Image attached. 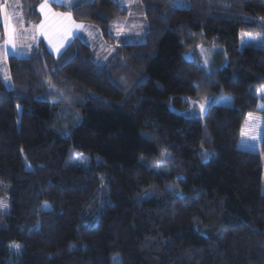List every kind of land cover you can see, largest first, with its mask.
I'll return each mask as SVG.
<instances>
[{
    "label": "trees",
    "instance_id": "16d2710c",
    "mask_svg": "<svg viewBox=\"0 0 264 264\" xmlns=\"http://www.w3.org/2000/svg\"><path fill=\"white\" fill-rule=\"evenodd\" d=\"M28 1L38 22L42 0ZM172 1L139 0L145 41L103 63L81 37L59 56L40 42L8 58L0 264H264V130L259 152L238 146L247 115L264 114V44L239 47L243 32L264 40V0ZM53 7L109 44L128 15L117 0ZM201 43L227 65L208 73L186 58ZM204 95L233 105L176 111Z\"/></svg>",
    "mask_w": 264,
    "mask_h": 264
},
{
    "label": "rangeland",
    "instance_id": "374dc122",
    "mask_svg": "<svg viewBox=\"0 0 264 264\" xmlns=\"http://www.w3.org/2000/svg\"><path fill=\"white\" fill-rule=\"evenodd\" d=\"M121 7L128 11L127 17L116 20L110 27V34L115 39V44L108 43L101 35L100 31L92 25L75 22L72 14L70 15L74 24L84 25V28H77L73 23L62 19L60 16L52 15L56 13L50 9L47 18L40 11V5L35 7L39 15V21L34 22V13L31 16V6L28 0H0V9L6 5V9L0 10V24L3 29L0 32V75L4 82L8 85L11 83V77L8 68V58L15 56L19 58H27L32 55L34 49L29 53L31 42L36 43V38L42 36L49 44L50 51L59 56L71 43L78 37L87 40L93 48V59L97 63H103L114 52L116 47L123 43H143L145 41V33L148 30L147 21L145 18L144 7L139 4V0H117ZM74 2V0H73ZM172 5L178 8H188L189 0H173ZM4 11L9 16V24L15 25V48L7 43V34L5 31ZM60 12V11H59ZM63 14V13H60ZM69 16V15H64ZM44 24L45 28L42 31L38 26ZM51 39V43L49 42ZM264 44L261 35H253L249 33H241L239 39V47H261ZM59 46V51L54 46ZM5 48L7 52L5 53ZM224 49L221 46L213 44H199L194 50H189L185 53L186 58L195 61L208 73H212L227 65V58L224 55ZM264 94V87L260 95ZM188 106L184 109L176 110L184 114L186 117L204 119L208 108L212 104L232 106L233 101L229 96H201L198 99L186 101ZM203 105V110H201ZM264 130V114L252 113L247 115L244 127L241 133V138L238 146L241 149L249 151H260L261 139ZM82 160V159H81ZM261 162L264 171V156L261 157ZM262 191L264 193V174Z\"/></svg>",
    "mask_w": 264,
    "mask_h": 264
},
{
    "label": "snow or ice",
    "instance_id": "6c2138e0",
    "mask_svg": "<svg viewBox=\"0 0 264 264\" xmlns=\"http://www.w3.org/2000/svg\"><path fill=\"white\" fill-rule=\"evenodd\" d=\"M65 2L67 3V5L69 7L73 6V0H65ZM6 5L3 6V9H6ZM3 9H0V10H3ZM40 11L42 13H44L45 17L47 18V16L49 15V12H50V9H49V6H48V3H47V0H44V3H42L40 5ZM52 15H55V16H60L62 19L64 20H67L71 23L74 24V21H72V18L71 16H64L63 14H60V13H53ZM4 21H5V24H4V27H5V31H6V34H7V43L9 45H11L13 48H15V25L14 24H9L8 21H9V16L7 15V12L4 11ZM75 27L77 28H84L85 26L84 25H79V24H74ZM42 31L44 30L45 28V25L44 24H41L38 26ZM50 43L52 42L51 39L49 41ZM56 48H57V51H59V46H56L54 45ZM7 52V48H5V53ZM19 107V106H17ZM201 110H203V105H201ZM3 207H7L6 205H2ZM48 205H45V207H47ZM13 248L15 249H19L21 246L19 244H14L12 246Z\"/></svg>",
    "mask_w": 264,
    "mask_h": 264
},
{
    "label": "crops",
    "instance_id": "0c3cea01",
    "mask_svg": "<svg viewBox=\"0 0 264 264\" xmlns=\"http://www.w3.org/2000/svg\"><path fill=\"white\" fill-rule=\"evenodd\" d=\"M42 3H44V0H42ZM42 3H41V4H42ZM47 3H48L49 8L52 9L53 11H55L56 13H63V15H71V14L68 13V12H62V11L59 12V10H57V9H55V8L53 7V5H66L67 7H69V6L67 5V3L65 2V0H47ZM72 21H73V20H72ZM78 36H80V35H77V37H78ZM36 40H37L36 43L31 42L32 44L30 45V49H29V51H28L29 53H31L32 48H34L35 46L39 45L40 42H45L46 45H47V47L49 48V46H48L49 44H47L45 38H43L42 36L37 37ZM49 50H50V49H49Z\"/></svg>",
    "mask_w": 264,
    "mask_h": 264
}]
</instances>
